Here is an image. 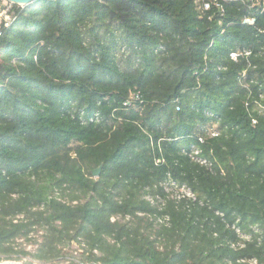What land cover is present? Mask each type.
<instances>
[{"label": "trees", "instance_id": "trees-1", "mask_svg": "<svg viewBox=\"0 0 264 264\" xmlns=\"http://www.w3.org/2000/svg\"><path fill=\"white\" fill-rule=\"evenodd\" d=\"M263 109L264 0L16 9L0 27V250L41 232L52 264L70 243L85 259L68 264H264Z\"/></svg>", "mask_w": 264, "mask_h": 264}, {"label": "rangeland", "instance_id": "rangeland-1", "mask_svg": "<svg viewBox=\"0 0 264 264\" xmlns=\"http://www.w3.org/2000/svg\"><path fill=\"white\" fill-rule=\"evenodd\" d=\"M0 4L2 5H10L9 2L7 0H0ZM12 5V4H11ZM36 3H34L32 6H35ZM22 9V6H16V5H12V9L10 10L11 12H14L16 9ZM2 16L0 17V22L3 23L4 22V17L7 15L6 13L1 14ZM12 23V22H11ZM127 57L128 55L125 53L123 48H120L117 51V60L119 63V66L121 69H125V67H130V69H134L136 66V62H134V59L131 58L130 63L128 64L127 62ZM95 169L89 171L88 173L85 172L87 175H89L91 177V179H98V177H94L92 175V172ZM169 193H173L174 195H176L177 193H187V190H180L179 192H176L174 190L171 189H167L166 190ZM173 191V192H172ZM41 234V232L39 233H33L30 236V239L25 240H17L13 245H11V248H8L6 250H0V263H6V262H16V263H20V264H52L49 262H42L38 257V253H37V248H38V243H40L41 239L39 237V235ZM82 247H84L83 245L77 244V243H70V244H66L64 245L63 248V253L66 254L65 259L63 260H58L55 262H57L58 264H68L70 259H75L77 261H84L85 259V254L83 253ZM95 254L99 257L100 253L99 251H96Z\"/></svg>", "mask_w": 264, "mask_h": 264}, {"label": "built area", "instance_id": "built-area-1", "mask_svg": "<svg viewBox=\"0 0 264 264\" xmlns=\"http://www.w3.org/2000/svg\"><path fill=\"white\" fill-rule=\"evenodd\" d=\"M212 1H213V3L216 2V0H212ZM202 3H203L202 5H203V9L204 10L209 9V5H210L209 2H204L203 1ZM11 9H12V5H5L4 11L0 13V17L2 16L1 14H4V13L7 14L4 17V22L3 23L0 22V27H2V26L7 27L13 21V19H14V12H11L10 13V10ZM246 22L249 23V24H252L253 23V20H247ZM235 57H236L235 54H231V58L232 59H235ZM139 100H140V93L139 92H136L133 95L132 100H129V101L123 103V108L124 109H127V108L133 106V103L134 102L139 101ZM97 119H98V115H94V118H91L90 121L97 120ZM253 123H255V121H253ZM201 131H202L203 134H205L206 137L213 138V137H217L219 135V131H218V129H217V127L215 125L209 126V127H206V128H203ZM198 141L200 143H203L204 137L202 135H200L199 138H198ZM192 159L194 161H196L197 163L201 164V165H207V162L204 159H202V158L199 157V151L197 149H195L194 147H192ZM89 264H96V263H89Z\"/></svg>", "mask_w": 264, "mask_h": 264}, {"label": "water", "instance_id": "water-1", "mask_svg": "<svg viewBox=\"0 0 264 264\" xmlns=\"http://www.w3.org/2000/svg\"><path fill=\"white\" fill-rule=\"evenodd\" d=\"M9 3H12L14 5H18V6H23V7H26V6H32L34 3L38 2V1H41V0H7ZM5 9V6L0 4V13L3 12ZM99 173H100V167L95 169L93 172H92V175L94 177H98L99 176ZM0 264H20V263H16V262H6V263H0Z\"/></svg>", "mask_w": 264, "mask_h": 264}, {"label": "bare ground", "instance_id": "bare-ground-1", "mask_svg": "<svg viewBox=\"0 0 264 264\" xmlns=\"http://www.w3.org/2000/svg\"><path fill=\"white\" fill-rule=\"evenodd\" d=\"M10 5L12 4V3H9ZM13 5V4H12ZM23 7V6H22Z\"/></svg>", "mask_w": 264, "mask_h": 264}]
</instances>
